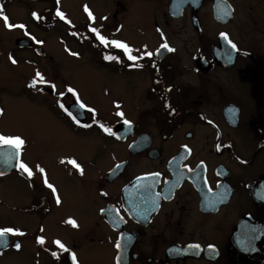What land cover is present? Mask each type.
Listing matches in <instances>:
<instances>
[{"label":"flooded vegetation","instance_id":"flooded-vegetation-1","mask_svg":"<svg viewBox=\"0 0 264 264\" xmlns=\"http://www.w3.org/2000/svg\"><path fill=\"white\" fill-rule=\"evenodd\" d=\"M0 10V33H17L0 42V136L24 142L18 156L0 145V230H14L0 237V264H264V0ZM122 84L125 102L110 96ZM10 106L41 128L40 153L3 126ZM52 144L81 153L50 160Z\"/></svg>","mask_w":264,"mask_h":264},{"label":"rangeland","instance_id":"rangeland-1","mask_svg":"<svg viewBox=\"0 0 264 264\" xmlns=\"http://www.w3.org/2000/svg\"><path fill=\"white\" fill-rule=\"evenodd\" d=\"M17 36V33L15 32H4L2 31L0 33V42H2V47L4 50H6L7 47L13 43L14 37ZM37 36H43L47 37V41H55L56 35L55 34H46L38 32ZM23 53H26V55L31 56V53L29 50L24 51ZM0 61L7 64V61L5 59V55L3 53L0 54ZM61 68V67H60ZM72 68V65H69V69ZM80 73V71H79ZM90 78L85 77V80L87 81V86L91 90L96 91L98 94H103L105 90L110 89L109 85L102 84L100 82H90ZM112 87V86H111ZM112 97H120L122 101L125 102L126 94L124 91V84L120 86H116L114 89V92L110 94ZM4 117H6V121L3 123V126L7 129L14 130V131H20L22 135L28 136L27 139V145L30 143L31 140V147L29 150V153H40V143H39V137L41 136V128L37 125H32V117L27 113L26 110L18 109L17 107L10 106L7 108V111L4 113ZM70 136V134H69ZM64 149L66 153L72 154L73 152L76 154L81 153L80 148L75 147L73 144L71 147L65 146L62 144H52V150L50 154V160L52 157L60 150ZM61 187V184H60ZM63 187V186H62ZM64 189V187H63Z\"/></svg>","mask_w":264,"mask_h":264},{"label":"snow or ice","instance_id":"snow-or-ice-1","mask_svg":"<svg viewBox=\"0 0 264 264\" xmlns=\"http://www.w3.org/2000/svg\"><path fill=\"white\" fill-rule=\"evenodd\" d=\"M2 11V10H0ZM85 11H87V8H85ZM35 15V14H34ZM57 15L60 16L61 19H64V16L61 12L57 11ZM89 15L91 16V14L89 13ZM3 20H4V23H5V26L6 27H9V28H12V27H23V25H11L9 22H8V17L6 16H3L2 17ZM92 31H96L95 29H93ZM97 38L102 42V43H108L107 41H105L104 37L103 36H100L98 33H97ZM114 46H116L117 48H123L124 51L126 53H128L130 50L128 48L127 45L125 44H122L118 41H112L111 42ZM233 47H235V45H233ZM161 48H166L168 51H173V49L169 48L168 45L165 43V44H162L161 45ZM148 55H151V53H148ZM108 59H114V57H106ZM11 59V58H10ZM128 59L129 60H133L135 61L137 59V57L135 56H132V55H128ZM13 63H16V61H12ZM36 77L39 78L40 82H43V77L41 76V74L39 72L36 73ZM37 83L36 80H33L32 84L29 85V87H33L35 86V84ZM68 91H72V89H68ZM81 107H84V105L81 104ZM117 115H123L122 113H117ZM125 124H128L129 122L128 121H124ZM104 131L106 132H109V134H111V130L110 129H107L105 128ZM23 140L19 137H4V136H0V145H9L11 146L12 148L16 149V155L18 156L19 155V149L20 147L23 145ZM70 163H73L75 164L74 161H70ZM77 167H79L78 165H76ZM18 167L20 169H22L25 173H27L29 176L32 175V172L31 170L27 167V165H25L24 163H19L18 164ZM41 172H43V169H39ZM45 183L47 184V186L49 188H52V185L51 184H48L47 180L45 179ZM53 192H55V189L53 188ZM59 199H57V203H59ZM67 223L69 224H72L74 227L76 226L75 222L72 221V220H68ZM14 230L13 229H3V230H0V237L4 236L5 233H11L13 232ZM38 243H44L43 239H39L38 240ZM55 244H57L60 248H64L63 244H61L60 241H54ZM17 248L20 247L19 244L16 245ZM117 247L119 248L120 247V244L119 242L117 243ZM55 255V254H54ZM73 260L75 261V257L73 256Z\"/></svg>","mask_w":264,"mask_h":264},{"label":"water","instance_id":"water-1","mask_svg":"<svg viewBox=\"0 0 264 264\" xmlns=\"http://www.w3.org/2000/svg\"><path fill=\"white\" fill-rule=\"evenodd\" d=\"M16 42H17L18 44H23V43H25V44H29V45L31 44L30 41H29L28 39H26V38H20V39H17Z\"/></svg>","mask_w":264,"mask_h":264}]
</instances>
